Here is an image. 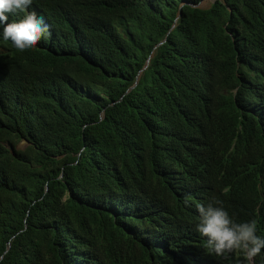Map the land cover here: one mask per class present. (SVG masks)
I'll use <instances>...</instances> for the list:
<instances>
[{
  "label": "trees",
  "instance_id": "16d2710c",
  "mask_svg": "<svg viewBox=\"0 0 264 264\" xmlns=\"http://www.w3.org/2000/svg\"><path fill=\"white\" fill-rule=\"evenodd\" d=\"M203 1L32 0L23 52L0 26V264H248L197 204L264 238V0Z\"/></svg>",
  "mask_w": 264,
  "mask_h": 264
},
{
  "label": "clouds",
  "instance_id": "9594fccd",
  "mask_svg": "<svg viewBox=\"0 0 264 264\" xmlns=\"http://www.w3.org/2000/svg\"><path fill=\"white\" fill-rule=\"evenodd\" d=\"M32 0H0V26L4 40H10L17 50L23 52L50 36L49 25L44 17L29 12ZM26 13L18 22L8 23V14ZM190 197L185 198L187 205ZM199 223L197 231L206 237L208 251L217 257L228 258L229 254L241 252L248 264L264 249V238L258 236L256 221L240 222L229 215L223 202L213 197L206 205L197 204Z\"/></svg>",
  "mask_w": 264,
  "mask_h": 264
},
{
  "label": "rangeland",
  "instance_id": "374dc122",
  "mask_svg": "<svg viewBox=\"0 0 264 264\" xmlns=\"http://www.w3.org/2000/svg\"><path fill=\"white\" fill-rule=\"evenodd\" d=\"M215 0H204L201 4H200V7L203 8V9H207L209 8L213 3H214ZM22 146V145H21Z\"/></svg>",
  "mask_w": 264,
  "mask_h": 264
},
{
  "label": "water",
  "instance_id": "95a60500",
  "mask_svg": "<svg viewBox=\"0 0 264 264\" xmlns=\"http://www.w3.org/2000/svg\"><path fill=\"white\" fill-rule=\"evenodd\" d=\"M215 2V1H214ZM150 63V60H148V62H147V65H146V67L144 68V69H146L147 67H148V64ZM137 85V83L133 86V87H131L130 89H133L135 86Z\"/></svg>",
  "mask_w": 264,
  "mask_h": 264
}]
</instances>
